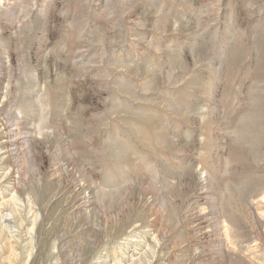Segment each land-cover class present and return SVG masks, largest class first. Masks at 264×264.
Segmentation results:
<instances>
[{"label": "rangeland", "instance_id": "rangeland-1", "mask_svg": "<svg viewBox=\"0 0 264 264\" xmlns=\"http://www.w3.org/2000/svg\"><path fill=\"white\" fill-rule=\"evenodd\" d=\"M0 264H264V0H0Z\"/></svg>", "mask_w": 264, "mask_h": 264}]
</instances>
